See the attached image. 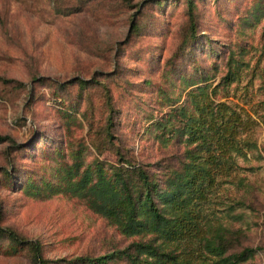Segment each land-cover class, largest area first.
Masks as SVG:
<instances>
[{"label": "rangeland", "instance_id": "rangeland-1", "mask_svg": "<svg viewBox=\"0 0 264 264\" xmlns=\"http://www.w3.org/2000/svg\"><path fill=\"white\" fill-rule=\"evenodd\" d=\"M196 1L200 38L217 51L193 49L180 59L183 73L194 74L197 65L213 86L234 50L243 62L239 78L219 94L256 121L252 139L261 155L216 187L207 213L239 229L243 246L262 247L255 259L264 262V0ZM185 6V0H0V136L23 145L45 137L15 152L9 139L0 142V172L11 170V162L17 168L14 181L0 183V226L38 240L44 257L98 256L129 244L80 200L45 192L42 199L22 186L28 176L36 184L37 177L52 179L51 139L63 137L64 125L72 144L86 136L82 113L88 109L98 118L108 92L113 96V143L135 161L159 158L156 144L142 133L147 116L168 110L167 98L176 100L174 106L184 99V82L164 72V62L180 41ZM132 22L139 25L137 31ZM77 77L91 81L92 96L82 100L74 113L77 120L64 124L61 112L76 97L77 86L58 85ZM102 150L97 154L101 160H117L108 147ZM64 260L51 264H67ZM0 264L33 263L23 254L0 253Z\"/></svg>", "mask_w": 264, "mask_h": 264}, {"label": "trees", "instance_id": "trees-1", "mask_svg": "<svg viewBox=\"0 0 264 264\" xmlns=\"http://www.w3.org/2000/svg\"><path fill=\"white\" fill-rule=\"evenodd\" d=\"M185 1L180 41L164 62V72L169 71V75L184 82V99L174 106L176 100L167 98L164 105L168 110L147 116L149 124L142 133L156 144L159 158L148 163L135 161L113 143V96L108 92L98 118L88 109L82 113L87 124L86 136L72 144L64 125L63 137L51 139L55 146L49 158L50 176L56 180L37 177L40 183L36 184V179L28 176L22 186L26 193L42 199L40 195L45 192L80 200L110 228L130 239L129 244L98 256L51 260L44 257L38 240L23 238L0 226V253L23 254L33 264L63 260L67 264H264L255 259L262 247L243 246L239 229L207 213L209 196L216 187L232 175L235 177L234 173L244 168L245 162L261 155L252 139L256 121L238 105L222 101L219 94L239 78L243 62L235 57L234 50L228 52L225 72L213 86L206 82L205 72H199L197 65L189 77L183 73L180 59L193 49L217 51L208 39L200 38L197 1ZM131 24L132 30L137 31L139 25ZM90 83L77 77L58 85L77 86L76 97L69 98L64 112L59 110L64 124L71 118L77 120L74 113L79 111L82 100L92 96L88 90ZM7 139L0 136V142ZM42 140L45 137L40 135L35 141ZM9 141L14 152L29 149L35 142L23 145ZM105 147L116 154L114 163L98 157ZM10 168L1 170L0 183L14 181V162ZM242 181L238 178L240 185Z\"/></svg>", "mask_w": 264, "mask_h": 264}]
</instances>
